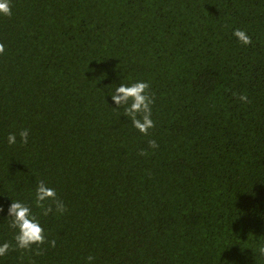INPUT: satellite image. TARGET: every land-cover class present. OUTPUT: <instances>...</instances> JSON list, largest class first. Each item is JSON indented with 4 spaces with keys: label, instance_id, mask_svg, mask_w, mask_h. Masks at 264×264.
I'll return each mask as SVG.
<instances>
[{
    "label": "trees",
    "instance_id": "16d2710c",
    "mask_svg": "<svg viewBox=\"0 0 264 264\" xmlns=\"http://www.w3.org/2000/svg\"><path fill=\"white\" fill-rule=\"evenodd\" d=\"M11 9L0 15V244L15 246L8 208L20 201L56 246L0 264H264V0ZM136 81L154 94L148 135L111 99ZM40 180L64 214L36 206Z\"/></svg>",
    "mask_w": 264,
    "mask_h": 264
},
{
    "label": "clouds",
    "instance_id": "9594fccd",
    "mask_svg": "<svg viewBox=\"0 0 264 264\" xmlns=\"http://www.w3.org/2000/svg\"><path fill=\"white\" fill-rule=\"evenodd\" d=\"M0 15L11 17V0H0ZM233 36L243 45H251L252 38L245 30L235 29ZM5 53V45L0 42V55ZM233 95H237L234 93ZM111 99L117 107L124 108V115L129 117L135 129L144 135H148L150 129L155 127V122L152 119V108L154 103V94L150 92V84L146 81H136L130 85L120 84L115 88ZM238 99L243 103H249L246 94H239ZM16 133H10L7 137L9 145L17 143ZM20 143L26 145L28 143L29 131L22 129L19 132ZM148 147L156 149L159 147L155 140L148 141ZM141 156L147 155L145 149H141L138 153ZM35 203L36 206L42 209L44 216L53 213L64 214L67 207L64 202L59 199L57 192L54 188L48 186L43 180L37 183L35 190ZM50 202V203H49ZM0 211H3L0 208ZM9 228L16 230L14 236L15 246L9 242L0 244V257L5 256L10 250L21 249L24 251H32L33 246H36L35 254H42V245H49L50 247L56 246V241L48 240L44 228L39 220L33 215L31 208L20 202L12 201L8 208ZM261 256H264V246L257 250ZM95 259L92 255L87 257L88 264Z\"/></svg>",
    "mask_w": 264,
    "mask_h": 264
}]
</instances>
